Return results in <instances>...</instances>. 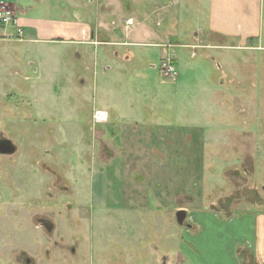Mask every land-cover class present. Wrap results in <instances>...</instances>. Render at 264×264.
Listing matches in <instances>:
<instances>
[{
    "label": "rangeland",
    "instance_id": "1",
    "mask_svg": "<svg viewBox=\"0 0 264 264\" xmlns=\"http://www.w3.org/2000/svg\"><path fill=\"white\" fill-rule=\"evenodd\" d=\"M0 1L30 23L64 20L20 14L35 0ZM262 14L257 36H201L194 58L180 50L175 83L147 63L94 66L92 49L84 60L72 40L34 29L23 41H0V140L15 148L0 156V264H161L169 256L178 264L175 254L187 264H225L215 232L231 241L244 216L264 218V0ZM129 87L128 141L108 142L93 114L110 116ZM122 148L129 158L118 156ZM156 167L161 175H140ZM115 170L132 171L134 187L149 182L148 193L141 187L130 206L114 207L119 187L108 190L99 176ZM180 210L185 227L176 223ZM239 256L231 264H264L250 247Z\"/></svg>",
    "mask_w": 264,
    "mask_h": 264
},
{
    "label": "crops",
    "instance_id": "2",
    "mask_svg": "<svg viewBox=\"0 0 264 264\" xmlns=\"http://www.w3.org/2000/svg\"><path fill=\"white\" fill-rule=\"evenodd\" d=\"M262 2L263 0H35L33 7L18 8L21 10L20 14L24 15L26 11L34 9L45 12L49 17H59L64 20L36 24L33 21L30 23L27 19L17 17L25 30L26 38L27 33L34 29L37 36L53 34L72 40L79 47L78 57L90 60L92 54L94 66L99 62H111L112 64L120 62L124 65H133V67L141 66L137 64L147 63L152 70L159 72V68L153 67L154 61L150 58V54L157 56L160 64L166 58L169 59L176 68L178 60L183 59L179 51H189V57L194 58V48L201 36H204V39L209 36L222 39L257 36L260 32L263 15ZM72 17L76 18V21L68 20ZM28 41L30 40L26 39V42ZM91 49L92 53L89 54ZM147 51L150 54H146ZM121 66L117 68L122 72L121 80L125 82L124 87H126L128 79L123 75ZM107 71L109 68H103V73ZM175 80L167 81L175 83ZM93 88L95 89L96 86ZM145 88L148 89L147 86ZM132 93L134 92L129 87V89L124 88L123 93L116 96L113 105H109L111 107L110 116L101 110H96L93 114V122L99 126V130H102L103 133L109 132L108 142L128 141V134L124 135L123 133L127 131L126 128L130 126L128 122L132 118L123 115L126 113L129 115V104L125 95ZM135 119L137 120L136 126L138 123L144 122ZM157 127L163 129L165 126ZM149 130L153 129L144 128V132ZM173 138L175 139V136H172ZM145 139L146 137L140 142H145ZM156 151L158 152V150ZM123 155L125 159L129 158L127 151L122 148L118 156ZM142 166L144 168V164ZM140 172V175L147 179L155 176L157 172L161 175L163 170H149L147 173L144 171L146 174L142 173L143 171ZM133 176L132 171L120 174V172L117 173V170L110 172L108 177L99 176L104 180L108 179V190L113 189L114 186L119 187L116 195L122 197L119 196L118 201H112L114 207H118V202L123 207H125L124 201H127V205L131 204L133 199L129 200L128 198L131 193H138L141 187L144 191L149 190V182L134 187L130 181ZM146 192L148 193V191ZM123 195H126L124 199ZM153 195L156 194L153 193ZM194 202L197 203L196 196ZM193 203L192 208H198ZM243 218L231 227L233 235L231 241H228L227 238L223 240L222 234H219L218 231L213 237V242H216L217 247L222 250V256L226 259L225 264H231L232 259L240 257V251H249V247L255 256L264 257V218L252 219L251 216ZM211 226L207 225V228ZM233 237L236 240H233ZM214 253L212 251V255ZM248 253L251 255L250 252ZM169 257L163 258L161 264H170L168 263ZM172 257L178 264H187L179 254Z\"/></svg>",
    "mask_w": 264,
    "mask_h": 264
},
{
    "label": "built area",
    "instance_id": "3",
    "mask_svg": "<svg viewBox=\"0 0 264 264\" xmlns=\"http://www.w3.org/2000/svg\"><path fill=\"white\" fill-rule=\"evenodd\" d=\"M24 37L25 30L11 6L0 1V41L18 42L23 41ZM159 72L167 80L177 78L176 68L169 59L160 64Z\"/></svg>",
    "mask_w": 264,
    "mask_h": 264
},
{
    "label": "water",
    "instance_id": "4",
    "mask_svg": "<svg viewBox=\"0 0 264 264\" xmlns=\"http://www.w3.org/2000/svg\"><path fill=\"white\" fill-rule=\"evenodd\" d=\"M1 144H5L4 148H5V153H9L12 154L15 152L14 146H12V144H10L9 141L7 140H0ZM175 219H176V223L179 226H183L184 221L186 219V213L183 210L177 211L175 213ZM43 226L45 228V230L50 233L53 229L52 224L50 223V221H45L43 222Z\"/></svg>",
    "mask_w": 264,
    "mask_h": 264
},
{
    "label": "flooded vegetation",
    "instance_id": "5",
    "mask_svg": "<svg viewBox=\"0 0 264 264\" xmlns=\"http://www.w3.org/2000/svg\"><path fill=\"white\" fill-rule=\"evenodd\" d=\"M4 145H5V144H1V142H0V156H10V155H12V154L15 153V152L12 153V154L5 153ZM14 149H15V148H14ZM35 221H36L40 226H43V222H45V221H49V220H47V219H37V218H35ZM52 226H53V224H52Z\"/></svg>",
    "mask_w": 264,
    "mask_h": 264
}]
</instances>
